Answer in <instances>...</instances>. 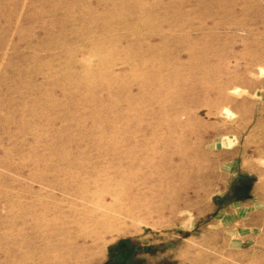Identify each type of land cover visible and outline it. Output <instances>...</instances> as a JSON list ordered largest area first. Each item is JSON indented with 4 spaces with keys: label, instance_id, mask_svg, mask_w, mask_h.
<instances>
[{
    "label": "rangeland",
    "instance_id": "obj_1",
    "mask_svg": "<svg viewBox=\"0 0 264 264\" xmlns=\"http://www.w3.org/2000/svg\"><path fill=\"white\" fill-rule=\"evenodd\" d=\"M121 241L264 264V0H0V264Z\"/></svg>",
    "mask_w": 264,
    "mask_h": 264
},
{
    "label": "trees",
    "instance_id": "obj_2",
    "mask_svg": "<svg viewBox=\"0 0 264 264\" xmlns=\"http://www.w3.org/2000/svg\"><path fill=\"white\" fill-rule=\"evenodd\" d=\"M134 254V248L128 247V241H121L113 249L112 261L107 264H136L132 262Z\"/></svg>",
    "mask_w": 264,
    "mask_h": 264
},
{
    "label": "bare ground",
    "instance_id": "obj_3",
    "mask_svg": "<svg viewBox=\"0 0 264 264\" xmlns=\"http://www.w3.org/2000/svg\"><path fill=\"white\" fill-rule=\"evenodd\" d=\"M249 71H250V70H249ZM256 72H257V71H256ZM254 78H255V77H254ZM241 87H242V86H241ZM242 88H243V87H242ZM257 88H259V87H257ZM246 89H247V88H246ZM259 89H260V88H259ZM254 91H255V90H254ZM251 95H253V94H251ZM255 98H256V97H255ZM261 102H262V101H261ZM226 105H227V104H226ZM220 110H221V109H220ZM221 113L223 114V112H221ZM257 113H258V112H257ZM222 114H221V115H222ZM227 117H228V116H227ZM237 117H238V116H237ZM228 120H229V119H228ZM231 124H232V123H231ZM252 124H253V123H252ZM249 127H250V126H249ZM246 132H247V131H246ZM226 137H227V136H226ZM227 138H228V137H227ZM222 139H223V138H222ZM224 142H225V141H224ZM228 143H229V141H228ZM225 144H226V143H225ZM229 146H230V145H229ZM242 149H243V148H242ZM221 167H222V166H221ZM90 209H91V208H90ZM91 210H92V209H91ZM93 211H95V210H93ZM90 218H91V217L88 216V217L86 218V220H88V219L90 220ZM57 260L60 261L61 258H57Z\"/></svg>",
    "mask_w": 264,
    "mask_h": 264
}]
</instances>
